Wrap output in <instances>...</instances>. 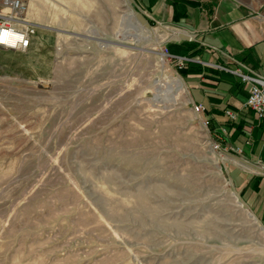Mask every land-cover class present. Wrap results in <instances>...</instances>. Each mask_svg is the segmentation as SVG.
Segmentation results:
<instances>
[{"label": "rangeland", "instance_id": "374dc122", "mask_svg": "<svg viewBox=\"0 0 264 264\" xmlns=\"http://www.w3.org/2000/svg\"><path fill=\"white\" fill-rule=\"evenodd\" d=\"M19 1L35 31L25 50L0 46V264H264L235 147L173 56L194 60L172 47L184 32L135 0L151 31L130 37L125 0ZM243 1L264 18V0ZM170 76L188 95L159 88Z\"/></svg>", "mask_w": 264, "mask_h": 264}, {"label": "crops", "instance_id": "0c3cea01", "mask_svg": "<svg viewBox=\"0 0 264 264\" xmlns=\"http://www.w3.org/2000/svg\"><path fill=\"white\" fill-rule=\"evenodd\" d=\"M156 21L178 26L192 39L180 38L172 47L192 44L195 51L184 74L195 103L230 153L228 174L243 201L264 226V119L246 106L248 88L231 70L249 66L264 76V18L243 0H135ZM189 51V52H192ZM245 69V68H244ZM237 114L231 119L226 110ZM230 120L233 126H226ZM239 126V127H238Z\"/></svg>", "mask_w": 264, "mask_h": 264}, {"label": "built area", "instance_id": "2783aa9c", "mask_svg": "<svg viewBox=\"0 0 264 264\" xmlns=\"http://www.w3.org/2000/svg\"><path fill=\"white\" fill-rule=\"evenodd\" d=\"M1 5L8 6L10 11L4 12L0 7V46L15 50L27 49L31 44V36L35 31V27L29 22L20 26L18 22L19 18L11 14L20 13L24 8L23 4L19 0H3L0 3V6ZM173 56L183 65L193 60V58L189 56ZM231 71L239 75L248 88L249 95L246 106L254 111L257 118L264 119V76L256 73L251 67L245 65H243V68ZM194 106L197 112L205 110L202 104L195 103ZM226 113L231 119H236L237 117V114L231 109L226 110ZM226 132L227 128L223 127L220 134H225ZM216 146L218 147L219 145L216 144Z\"/></svg>", "mask_w": 264, "mask_h": 264}, {"label": "bare ground", "instance_id": "6f19581e", "mask_svg": "<svg viewBox=\"0 0 264 264\" xmlns=\"http://www.w3.org/2000/svg\"><path fill=\"white\" fill-rule=\"evenodd\" d=\"M125 1H126L127 10H126L124 19H126L127 22H126V29L123 31V34L130 37V36H137L140 34L144 35V33L150 32L151 28L145 26L136 18L135 11H134L133 7L131 6L130 1L129 0H125ZM178 33H179V31L177 29L168 28L163 33V35L165 37L166 36L175 37L178 35ZM161 54H162L161 55L162 59H164L166 56V53L161 52ZM159 88H165L167 91V94L169 96H171L173 101H177L179 99V97L182 95H188L187 86H186L185 82L183 81V79L179 76H170L168 78V80L159 83ZM236 198H237V201L240 203L237 195H236ZM250 215H251V213H250Z\"/></svg>", "mask_w": 264, "mask_h": 264}, {"label": "water", "instance_id": "95a60500", "mask_svg": "<svg viewBox=\"0 0 264 264\" xmlns=\"http://www.w3.org/2000/svg\"><path fill=\"white\" fill-rule=\"evenodd\" d=\"M133 9H134V11H135L136 18H137L142 24H144L145 26L150 27L151 24H150V21H149L147 15H146L144 12H142L140 9H138V8L135 9V8L133 7ZM179 37L182 38V39H186V40H190V39H192L191 36H190L189 34H187V33H179ZM251 215H253V213H251Z\"/></svg>", "mask_w": 264, "mask_h": 264}, {"label": "trees", "instance_id": "16d2710c", "mask_svg": "<svg viewBox=\"0 0 264 264\" xmlns=\"http://www.w3.org/2000/svg\"><path fill=\"white\" fill-rule=\"evenodd\" d=\"M183 46L185 45L186 47H182L183 48V54H190V55H195V51H192V44H190L189 42L183 41ZM168 50L170 51V47L168 48ZM192 51V52H189ZM192 64V62L187 63V65H185L182 69V72L185 74L188 71H192V69L190 68V65ZM226 126H233V123L230 122V120L225 123ZM239 127V126H238Z\"/></svg>", "mask_w": 264, "mask_h": 264}]
</instances>
